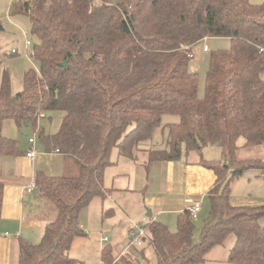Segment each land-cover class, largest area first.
Returning a JSON list of instances; mask_svg holds the SVG:
<instances>
[{
    "label": "trees",
    "instance_id": "16d2710c",
    "mask_svg": "<svg viewBox=\"0 0 264 264\" xmlns=\"http://www.w3.org/2000/svg\"><path fill=\"white\" fill-rule=\"evenodd\" d=\"M9 10L29 20L37 38L31 56L38 71L25 70L15 93L8 74L2 75L0 156L25 153L16 139L3 134L5 120L34 126L40 113L62 110L58 130L44 134L38 128V138L47 153L57 149L77 166L74 175L35 172L37 191L56 214L37 242L18 239L17 264L77 263L68 250L84 235L79 213L93 197L104 196L103 172L112 149L133 157L164 114L177 115L178 121L166 124L164 147L145 151L149 162L176 160L183 148L189 152L206 145L217 146L220 158L201 162L212 170L215 183L207 193L208 215L197 242L187 209L176 214L174 231L155 219L145 223L156 264H199L230 234L235 237L231 264H264L259 222L264 204L228 201L234 177L264 169L263 158L236 157L240 146L264 142L263 2L27 0L11 1ZM207 37H227L229 47L210 53L199 96L197 74L188 63L192 47ZM15 53L16 48L10 50ZM2 194L0 183V208ZM100 260L130 264L107 244Z\"/></svg>",
    "mask_w": 264,
    "mask_h": 264
},
{
    "label": "rangeland",
    "instance_id": "374dc122",
    "mask_svg": "<svg viewBox=\"0 0 264 264\" xmlns=\"http://www.w3.org/2000/svg\"><path fill=\"white\" fill-rule=\"evenodd\" d=\"M9 6L10 0H0V23L2 25V29L0 30V84L2 75L6 72L9 77L11 92L15 93L22 88V75L25 70L32 69L38 71V62L31 56L32 48L37 38L30 31L28 18L24 15L13 14L9 10ZM205 43L208 46V51L202 49V43L200 41L192 47L193 57L190 58L188 63V69L197 74V94L199 96L203 94L204 77L210 53L212 51L228 48L229 39L227 37H207ZM13 48H16V53L10 54V50ZM63 113L62 110L48 111L45 114L42 113L43 116L37 119L34 126L31 124L17 126L12 120H5L2 132L4 135L16 139L20 144H22V142L25 143L29 136L36 137L38 143L41 144L37 129L41 128L40 130H42L44 134L56 132L59 128ZM176 121H178L177 115H162L160 124L154 129L151 137L138 143L139 149L164 147L167 140L166 124ZM26 149L27 148H25V150ZM113 149L112 155L114 152L116 153L117 148L115 147ZM198 151L199 150L189 151V158L201 157L203 160L206 159L208 161L220 158V149L214 145H206L200 149V152ZM54 152L55 151H52V153ZM117 152L120 158L124 157L119 153L118 149ZM185 153L186 151L183 148L182 156H184ZM138 155L140 160H146L143 151L139 150ZM44 157L47 158L45 159L48 164L46 172L50 174L74 175L77 173V166L69 158H67L68 162L63 165L58 161V156L46 155ZM236 157H260L264 159V142L249 148L240 146L236 151ZM107 166L109 167V165ZM131 175L133 176L134 173L132 172ZM151 177L153 178V173H151L150 179ZM159 177L160 175H157L154 177L155 179H153V181L156 183ZM123 196L133 198L129 199L130 201H138L139 198L138 194L134 192H125L124 194H117V197H114V199L116 201L119 199L123 203L127 200V198ZM43 198L46 201L43 202V204L47 203L48 209L53 207L52 209L56 212L55 207L51 206L50 200L47 197ZM107 199L108 197L95 196L81 209L79 213V223L84 235L77 236L73 239L68 250V255L77 261L76 264H104L100 260L99 251L103 245L107 244L110 246L114 256L123 254L130 264H156L153 250L148 244L147 231L145 232V237L142 239L141 244L134 245L129 249L125 247L129 238L128 229L138 223L139 218L137 217V220L124 219L125 217L122 213L120 211L117 212L113 202L108 203L113 206L114 210L106 205ZM228 201L232 205L256 206L264 204V169H246L234 177L230 183ZM200 205L197 217L193 219V242L199 240L203 221L208 215L209 205L207 197ZM42 209L46 210L45 204ZM140 211L139 209L134 210L137 214ZM146 211L147 209L143 210V216L148 220L149 217L145 216ZM53 216L55 217V215ZM132 216H136L135 213H133ZM54 217L49 216L47 220L51 221ZM175 222L174 220L170 224H166L169 230L174 231L176 229ZM259 222L261 225H264V215L261 216ZM108 223H113L115 226H111L110 228ZM28 230L29 231L24 232L27 240L32 243L37 242L41 236V231H39L38 228H31ZM234 242V235H228L222 244L210 248L205 254L204 261L199 264H231L228 260V255Z\"/></svg>",
    "mask_w": 264,
    "mask_h": 264
},
{
    "label": "crops",
    "instance_id": "0c3cea01",
    "mask_svg": "<svg viewBox=\"0 0 264 264\" xmlns=\"http://www.w3.org/2000/svg\"><path fill=\"white\" fill-rule=\"evenodd\" d=\"M249 1L264 3V0ZM27 142L28 139L20 144L24 152L27 150L25 148L29 147ZM34 149L36 152L34 158L27 157L25 153L20 156H0V183L3 185L0 208V264H17L18 239L27 240L24 232L31 228H38L42 234L44 225L49 222L47 220L49 216L54 217L53 215L56 214L53 207L48 209L47 203H44L46 210L42 209L43 202L46 201L38 193L36 186L31 189L28 187L31 182H35L34 176L37 170L50 174L46 172L48 164L44 156H58V161L63 165L68 162L67 158L59 152L47 153L38 140ZM147 149L137 147L135 155L124 156L126 158H120L117 149L113 155L114 149L111 151L109 167L106 166L103 172L105 187L103 197H108L106 205L112 210L114 208L109 203L113 202L117 212L120 211L124 219L137 220L138 217L139 222L145 223L155 219L168 225L176 219L177 213L186 209L193 201L203 202L215 183V175L212 170L202 165L203 158H189V152L184 156L181 154L176 160L149 162L145 152ZM139 150L145 153V161L140 160ZM151 173L153 178L150 179ZM157 175L160 177L155 183L153 179ZM125 192L138 194V201H130L129 199L133 198L125 196L123 197L127 200L123 203L119 199L118 201L114 199L117 194ZM135 209L141 211L137 214L134 212ZM146 209L151 212L150 216L145 213V216L149 217L148 220L143 216V210ZM133 213L136 216H132ZM112 224L108 223V226L114 227L115 225Z\"/></svg>",
    "mask_w": 264,
    "mask_h": 264
},
{
    "label": "built area",
    "instance_id": "2783aa9c",
    "mask_svg": "<svg viewBox=\"0 0 264 264\" xmlns=\"http://www.w3.org/2000/svg\"><path fill=\"white\" fill-rule=\"evenodd\" d=\"M11 1H27V0H10ZM205 39L204 38L201 43H202V49L204 51H208V46L205 43ZM28 43V42H27ZM191 56V54H189ZM43 116L42 113H40V117ZM28 143L30 144L29 147L27 148V150L25 151V155L27 157L33 158L35 155V149H34V143H35V137L31 136L28 138ZM55 152H58V150H54ZM36 185L34 182L30 183V186L28 187V189L34 188ZM201 202L200 200H195L192 203H190V205H188L186 207V209L188 210L190 216L195 219L197 217V213L200 210V205ZM145 223L144 222H138L136 224H134L133 226L129 227L128 229V242L126 244L127 248H130L134 245H139L141 244L142 239L145 237V227H144ZM7 234V233H6Z\"/></svg>",
    "mask_w": 264,
    "mask_h": 264
},
{
    "label": "water",
    "instance_id": "95a60500",
    "mask_svg": "<svg viewBox=\"0 0 264 264\" xmlns=\"http://www.w3.org/2000/svg\"><path fill=\"white\" fill-rule=\"evenodd\" d=\"M146 215L147 216H150L151 215V212L149 210L146 211Z\"/></svg>",
    "mask_w": 264,
    "mask_h": 264
}]
</instances>
